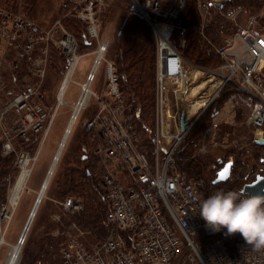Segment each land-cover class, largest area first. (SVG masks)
I'll return each mask as SVG.
<instances>
[{
  "label": "built area",
  "instance_id": "1",
  "mask_svg": "<svg viewBox=\"0 0 264 264\" xmlns=\"http://www.w3.org/2000/svg\"><path fill=\"white\" fill-rule=\"evenodd\" d=\"M220 1L223 0L198 2L199 13L204 17L201 32L210 25L211 10L215 8L213 3ZM103 2L73 0L71 6L62 2L63 9L66 7L68 14L84 24V41L96 44L95 49L84 51L93 54L92 65L84 80L78 82L79 93L71 105L70 116L76 109L73 120H77L90 98H95L92 114L81 124L94 141L91 153L100 166L99 185L106 193L108 208L104 218L107 231L103 239L91 247L83 245L77 238L68 239L59 248L61 263L180 264L184 259L195 264H264V247L248 244L239 233L227 234L226 228L213 231L206 226L198 212L199 186L192 176L176 166L175 150L189 125L185 132L180 129L172 134L168 132L166 126L176 123L177 113L169 122L166 117L167 89H171L178 99L187 66L191 65L199 72L197 66L182 54L187 28L180 27L177 22L189 0H127L128 13L147 21L155 37L156 110L151 156L140 147L141 131L122 100L114 64L105 58L108 40L98 36V13ZM223 7L219 9L220 13ZM244 11L238 4L222 12L225 21L218 24L220 31L229 29L227 22L236 25L230 33H225L221 44L215 48L220 63L206 69L212 78H219L217 91L232 84L231 88L253 100L248 122L260 129L264 127V27L259 23V12H249L245 23L237 25V18ZM57 28L55 24L44 27L17 11L0 6V89L6 80L16 84L5 89L6 100L0 112V149L3 155L16 154L15 182L23 173V191L38 159V149L34 153L24 149L17 152L14 139H37L40 147L51 127L55 113L47 108L43 92L53 50L57 47L64 59V75L57 93L63 87V81H66V92L82 55L77 37L71 32H62L56 37ZM176 33H179L177 39ZM100 64L107 83V95L103 96L91 88ZM209 103L208 100L201 110ZM9 113L14 119L6 126ZM160 138L166 144L162 158ZM15 182L0 206L1 241L18 204V200L11 204ZM43 183L44 180L40 186ZM58 204L60 210L67 212H80L83 207L82 200L72 196ZM52 218H58V213H53Z\"/></svg>",
  "mask_w": 264,
  "mask_h": 264
},
{
  "label": "rangeland",
  "instance_id": "2",
  "mask_svg": "<svg viewBox=\"0 0 264 264\" xmlns=\"http://www.w3.org/2000/svg\"><path fill=\"white\" fill-rule=\"evenodd\" d=\"M63 1L68 2L67 0H0V6L9 9V11H17L47 28L55 24L58 27L56 31V37H60L62 32H71L78 37L79 33L85 28V26L72 14H68L69 12L66 11V7V10L63 9ZM199 1L200 0H189L186 9L183 11L184 13L180 18H177L178 24L180 22V24L187 25V22L188 26L193 28V30L198 28V31L196 32H198L199 35L197 40L199 41V45L197 46H199L201 52V56L199 57L200 59H198V61H194L191 57L189 58L186 56L184 53V49L186 48L182 49L184 50L182 53L188 61L197 66L199 72L196 74L195 68L188 64L189 66H187L184 74L185 79L182 81V89L180 91L181 95L179 94L178 99H176L174 94L169 93V97L167 95V101L172 102L174 105L176 104L177 107H175L177 109H188L190 112H192L191 118L187 121L188 124L193 121V119L200 112L201 108L208 103V100L210 101L205 110H211L212 114L207 119L204 118L201 121L204 124L201 123L198 126V128L200 126L201 128L195 136V139H197V145L194 149L189 151L191 157H193V160H197L204 167V170L202 171L205 176L202 175L201 179H194L192 176L194 182L197 183L198 186L204 185V188L199 187V193L201 197L200 199H203L218 190L229 191L232 189L234 190L235 188L239 189L243 182H246L247 179L244 178L246 175V170L241 174H237L235 172V169H237V165L239 164L236 163L238 161L236 158V162L229 169L230 173L225 181L212 184L210 181L215 178L216 171L224 164L223 162L220 165L217 159L228 158L227 151L229 150L238 151L240 149L246 150L247 147L250 148L252 140L259 136H264V131L259 132V130H264V127L258 129L252 124L250 125L248 122V116L254 104L251 98L249 99L241 92L235 90L234 87L231 88L230 86L232 84H227L224 89L217 91L219 86V78H212V76L207 73L208 69L206 68L215 67L220 63V58L217 57L215 48L221 44L225 33H230L232 29L235 28L236 24L227 22L226 26L229 29L222 31L219 29H217L218 31L209 29L206 30L208 27L206 26L201 32V24L202 20H204V17H201L199 13ZM220 2L224 6L223 11L225 9L227 10L232 5L234 6L239 4L244 7L245 11L242 12L237 18V25H242L245 23L246 15L249 12H259V23L261 27H264V0H260L262 5L258 8L248 6L247 4L242 5L240 3H232L231 0H223ZM71 4L72 1L68 2V6H71ZM126 6L127 0H104L101 7V12L98 13V36L108 40L105 58L116 63L118 70V65L120 64V57L118 56L119 48L121 39L125 36L124 34H131L132 31H134L133 27L137 25L140 32L141 30L147 29V32L151 37L153 46V69L152 72L148 71L150 82L143 84L147 92L149 90L150 93L151 90L153 100V106L151 103L146 106L147 111H144L143 109V114L147 121L146 123L150 125L151 133L150 135L147 133L142 134L141 140L143 141V137H145V142H148L147 137L153 136L155 128V37L149 23L144 19L132 18L128 13ZM216 9L218 10L221 8L215 7L211 10L210 21L215 18L216 22L219 24L224 22L225 18L222 15L223 11L215 17V13H213V11ZM194 14L195 20H192L191 15ZM193 22H195V24H193ZM190 35L191 31L187 35L188 40L186 38V42H189L193 38L190 37ZM178 36H175V39H177ZM137 39H140L138 34H136V40ZM95 45L96 44H94V42L88 43L87 46H81V50L79 49V52L82 53V55L78 60L75 72L72 75V80L67 84L66 92L63 96V103L60 104L57 100V92L64 75V59L57 47L55 50H53L50 62L47 66L46 76L44 78L45 91L43 92L44 102L47 108H49L50 112L55 113L51 127L40 147V140L37 139L31 138V140L28 141L18 139V137L14 139V145L16 147L15 150H17V152L21 149H24L34 153L38 149V159L35 162L28 177L25 190L21 191L22 194L18 204L13 211L12 218L10 219L6 232L4 233V241L0 244V264H5V261L8 260L10 254V247H12V245L15 244L17 240H19V235H21L22 227L32 206L31 204H33L36 193L43 180L47 176V171L51 164L50 162H52L53 156L64 134V129H66L65 127H67L68 122L72 117L70 116L72 111L71 105L74 104L79 93L80 87L78 82L84 80L86 72L92 65L93 54L84 51H91L93 48L95 49ZM209 51H211V53L219 59V62L217 61L215 64H212L213 61H210L208 57ZM15 86V83L6 80L0 89V112L4 107L6 100V95H4L6 94L5 89L13 88ZM106 86L107 83L105 79L104 68L103 65L100 64L96 70V79L91 85V88L97 92V94L103 96L107 95ZM168 90L172 92L171 89ZM131 93L132 91L124 86L125 97L127 98L131 96ZM121 96L122 100L124 101L122 92ZM95 104V98L91 97L87 107L80 111L77 120H75L76 122L72 124V130H70L71 132H69L67 140L61 148V152L59 153V158L54 166L53 173L48 176L47 189L44 190L45 192L42 201L21 246L16 264H62L59 256V248L63 242H66L71 238H77L83 245L91 247L100 242L105 236L106 232L101 230L102 228L99 223L103 211L94 200V196L90 192L88 194L80 193V188H78V192L75 190L76 188H64V184L67 186L69 183L63 177V174L68 171V168L75 166L80 170V172H82L84 167L88 168L89 163H91L90 160L92 159H90L88 156L91 154V150L89 153V143H86V139L89 142V138L86 135L87 133L85 134V131L82 128L81 121L92 114ZM152 108L153 112L151 113L149 110ZM170 109L174 111V106H171ZM152 114L153 125L148 122V120H152V118H150ZM13 119L14 116L9 113L5 122L6 126H9ZM166 128L170 134L175 133L176 129H180L179 117H176L175 124L170 123L166 126ZM195 130L197 131L196 127H194L191 132ZM189 131L190 130L187 129V132L184 136H186ZM184 136L178 145L180 150L185 147H183L182 144L185 142L183 141ZM173 141L174 138L171 139V143ZM159 145L160 158H162L165 154L166 148L163 138H160ZM143 147L148 151L145 145ZM147 147L151 148L148 143ZM151 150L153 151L152 148ZM179 153L180 152L176 153V156L179 159H182V157L184 158L189 154ZM84 155L88 156V160L86 158H82ZM250 155H252V152L249 149L243 158L247 159V162L252 164L254 161H256V159L253 160V158H248ZM8 156L9 157L7 158L13 159V168L11 167L12 171L7 173V179L1 183L0 193L4 198V201L0 203V206L6 201L9 191L15 182L18 171V168L15 165L16 154L12 153L10 155L8 154ZM237 157L240 156L237 154ZM215 166L217 167V170L214 168ZM259 169L263 172L264 165H261ZM188 173L191 174L192 170ZM100 174L101 170H99L97 175H95L96 182H98V184L100 182ZM15 183H17V181ZM81 183V189L83 190H85L87 186L92 185L91 181L87 183L86 180L82 179ZM65 189H67L66 192H64ZM68 196L82 200L83 207L80 212H67L65 210H60V206L58 204L59 201ZM53 213H58V218H52ZM35 256L37 260L35 259L34 261L33 257ZM180 264H195V262H185L184 259H181Z\"/></svg>",
  "mask_w": 264,
  "mask_h": 264
},
{
  "label": "trees",
  "instance_id": "3",
  "mask_svg": "<svg viewBox=\"0 0 264 264\" xmlns=\"http://www.w3.org/2000/svg\"><path fill=\"white\" fill-rule=\"evenodd\" d=\"M68 2H71L73 0H67ZM232 3H240L242 5H248V6H253V7H260L262 5V2H260V0H231ZM186 9V7H185ZM184 9V10H185ZM182 10L181 15L184 13ZM221 10H214L213 13H215V17L217 15L220 14ZM180 15V17H181ZM131 16V15H130ZM190 16V15H189ZM132 18H136L134 16H131ZM179 17V18H180ZM192 20H195V14L191 15ZM138 19V18H136ZM180 21V19H179ZM82 23V22H81ZM180 24V22H179ZM178 24V25H179ZM187 25H183V26H187V30L185 32V37L187 38L189 32L191 31V35L190 37H193L189 42H186V46L184 48V50H182V52L184 51L185 55L188 56L189 58L191 57L192 60L194 61H198V59H200L199 57L201 56V52H200V48L198 44L199 41L198 40V28L194 29L190 28L188 26V23L186 22ZM193 24H195V22H193ZM192 24V25H193ZM217 25L218 23L216 22V19H212L210 22V25H208L206 30H217ZM181 27V26H180ZM85 29V28H84ZM82 30L79 33V36L77 37L78 41L81 43V46H87L88 43H86L84 41V31ZM134 31H132L131 34H124L125 36L121 39V44H120V48H119V57H120V64L119 66V70L116 67V63L112 62L114 64V69L115 72L117 74V77L119 78V86L124 98V104H126L129 107L130 112L132 113L133 110V120L136 124V126L139 128V131H141V140H142V134H149L151 133V128L150 125L147 124L145 116L143 114V109L144 111H147L146 106L151 104L153 102L152 100V95H151V90L149 93V90L147 92L146 88L144 87L143 84L150 82L149 80V72H152V65H153V57H152V53H153V46H152V40L151 37L149 35V33L147 32V29L145 30H140L138 29V26L135 25L133 27ZM128 30V29H127ZM218 31V30H217ZM136 34H138L140 36V39L136 40ZM179 33H176L175 36H178ZM188 40V38H187ZM188 43V45H187ZM81 46H80V50H81ZM191 49V51H190ZM183 54V53H182ZM208 57L210 59V61H213L212 64H215L217 61L219 62V59L214 56L211 51H209L208 53ZM64 63V60H63ZM124 86L126 88H128L130 91H132L131 96L129 97H125L124 95ZM153 106V103H152ZM149 112H153V108L149 110ZM212 114V111L206 109L205 111H203V113L200 115V117L197 119L196 123L191 127V129H189V133L184 136V140L185 142H183V149L180 150V148H176L175 150V154L174 157H176V166L177 168L182 171L185 172L186 174H190L188 173L189 171L192 170V173L190 174V176H193L194 179L198 178L201 179L202 175H204L203 171L204 167L202 166V164H200L197 160L194 161L193 157H191L189 151H191L192 149H194L197 145V139H195V136L197 135V133L199 132L201 126L198 128V126L203 123L201 122L204 118L207 119L208 117H210V115ZM143 118H142V116ZM152 118V120H148V122L150 124L153 125V114L150 117ZM204 124V123H203ZM202 124V125H203ZM196 127L197 131H192V129ZM191 132V134H190ZM86 134V132H85ZM89 138V142L86 139V143L88 144V147L91 148L89 150H92L93 146H94V141L91 139V137L86 134ZM148 142H145V137H143V141H140V147L142 150H144L148 156L152 155V150L153 149V144H152V137L148 136L147 137ZM147 143L149 144L150 147H147ZM145 145V147L148 149V151L143 147ZM245 146V145H243ZM87 147V146H86ZM144 148V149H143ZM251 150L252 155H250V157L248 158H253L256 159V161H254L252 164L247 162V159H244V155L246 154V152H248V150ZM151 151V152H150ZM182 153V154H186L189 153L188 156L186 157H182V159H179L176 156V153ZM179 153V154H180ZM238 156L240 157H237ZM10 155V154H9ZM90 157L91 163H89L88 168H85L82 170V172H80V170L77 167H72V168H68V171H66V173L63 174V177L65 180H67V182L69 183L67 186H65L64 184V188L65 187H70V188H76L75 190L78 192L80 188L81 192L80 193H85L88 194L89 192L94 196V200L97 202V204L100 206L101 210L103 211V214L100 217V226H101V230L103 231H107V226L105 224V213L107 211L108 208V202H107V197H106V193L103 189H101V187L99 186L98 182H96V178L95 175H97V172H99L100 170V166L98 165L96 159L92 156V153L90 155H88ZM88 156L84 155L82 156V158H86L88 160ZM181 156V155H179ZM227 156L228 158L223 159V158H218V162L221 165L223 162H226L230 159H232V165L235 164V158L238 159V161L236 163H239L237 165V169H235V172L237 174H241L244 173V171L246 170V175L244 178H246V181H250L253 180L254 176L256 173H261L264 175V170L263 172L259 169L261 165H264V144H258L256 143L254 140H252L250 148L247 147L246 150L240 149L238 151H234V150H229L227 151ZM9 157L8 155H3L1 150H0V189H1V183H3V181H5L7 179V173L12 171L13 168V159L7 158ZM247 157V156H246ZM228 159V160H227ZM224 160V161H223ZM186 163V164H185ZM12 167V168H11ZM186 172L185 171V169ZM215 169L217 168L216 166L214 167ZM98 170V171H97ZM217 170V169H216ZM205 176V175H204ZM81 179L82 180H86V182L88 183L89 181H91L92 185L87 186V188L85 190L81 189ZM98 181V180H97ZM213 180H211V184ZM200 184V183H199ZM200 188H204V185H199ZM238 188H235L234 190H236ZM233 190V189H232ZM67 189L64 190V192H66ZM79 194V193H78ZM4 201V198L2 197V194L0 193V203H2ZM106 234V233H105ZM36 256L33 257V260L35 261ZM37 260V259H36Z\"/></svg>",
  "mask_w": 264,
  "mask_h": 264
},
{
  "label": "clouds",
  "instance_id": "4",
  "mask_svg": "<svg viewBox=\"0 0 264 264\" xmlns=\"http://www.w3.org/2000/svg\"><path fill=\"white\" fill-rule=\"evenodd\" d=\"M199 215L213 231L239 233L257 248L264 247V195L218 190L199 201Z\"/></svg>",
  "mask_w": 264,
  "mask_h": 264
},
{
  "label": "bare ground",
  "instance_id": "5",
  "mask_svg": "<svg viewBox=\"0 0 264 264\" xmlns=\"http://www.w3.org/2000/svg\"><path fill=\"white\" fill-rule=\"evenodd\" d=\"M65 83H66V81H63V87L60 89V92L58 93V96H57L59 104L63 103V96L65 94V91H64ZM76 111H77L76 109L73 111V115H72L71 119L69 120L67 127H65L66 129H64V136L61 139V141L57 147V150L53 156L52 162H50L51 164L48 168L49 172H48L46 178L44 179V183L42 186L39 187V189L36 193V196L34 198L33 204H31L32 206L28 212L27 218H26L25 223L22 227L21 235H19L20 236L19 240H17V242L15 244H13L12 247H10L11 249H10V254H9L8 260L5 261L6 264H16V260H17V257L19 255L21 246H22V244L25 240L26 234H27V232H28V230L32 224L33 218H35L38 207L40 206V203L42 201V198H43V195L45 192L44 190L47 189L48 178H49L48 176H49V174H51V172L53 173L54 166H55V164L59 158V153L61 152V148L64 145L65 141L67 140L68 134H69V132H71L70 130H72V124L75 122V120H73V119H74V116L76 114ZM179 131H181V130H179ZM21 177L23 178V180ZM24 179H25V176L23 177V173H21L20 177H18V179L16 180L17 183H15V185H14L13 195L11 197V204L12 205L16 204L17 200L19 201V199H20V196L22 194L21 191H23V188L25 187L23 185ZM3 241H4V239L2 238V241L0 240V244Z\"/></svg>",
  "mask_w": 264,
  "mask_h": 264
},
{
  "label": "water",
  "instance_id": "6",
  "mask_svg": "<svg viewBox=\"0 0 264 264\" xmlns=\"http://www.w3.org/2000/svg\"><path fill=\"white\" fill-rule=\"evenodd\" d=\"M213 6H215L216 8H221L222 4H221V2H214ZM204 110H205V107L197 114L194 121L203 113ZM184 115H185V112L181 111V114L179 117V127H180V130H182L183 132H185L187 127H188L187 121H186ZM254 141L258 144H264V136H259V137L255 138ZM231 164H232V159L224 162L223 166H221L216 171V176L212 182L217 183V182L225 181L226 178H228V176H229V173H230L229 169L231 168ZM225 168L228 169L227 176H226V178L221 179L220 173L222 171H224ZM239 190L245 194L264 195V175L259 173V172L256 173L253 180L243 182V184L241 185Z\"/></svg>",
  "mask_w": 264,
  "mask_h": 264
},
{
  "label": "crops",
  "instance_id": "7",
  "mask_svg": "<svg viewBox=\"0 0 264 264\" xmlns=\"http://www.w3.org/2000/svg\"><path fill=\"white\" fill-rule=\"evenodd\" d=\"M198 72H196V74H197ZM169 93L170 94H173V92H170L168 89H167V95H168V97H169ZM171 106L173 107L174 106V111L173 110H171L170 108H171ZM181 111H184L185 112V119H186V121H188L190 118H191V116H192V112H190L188 109L187 110H184V109H177L176 107H175V105L174 104H172V102H169L168 101V104H167V109H166V117H167V119L169 120V122H171V121H173V117H175V114L177 113V117H180V114H181ZM264 130L262 129V130H259V132H263Z\"/></svg>",
  "mask_w": 264,
  "mask_h": 264
},
{
  "label": "snow or ice",
  "instance_id": "8",
  "mask_svg": "<svg viewBox=\"0 0 264 264\" xmlns=\"http://www.w3.org/2000/svg\"><path fill=\"white\" fill-rule=\"evenodd\" d=\"M227 172H228V169L225 168L224 171H222V172L220 173V177H221V179L226 178V176H227Z\"/></svg>",
  "mask_w": 264,
  "mask_h": 264
},
{
  "label": "flooded vegetation",
  "instance_id": "9",
  "mask_svg": "<svg viewBox=\"0 0 264 264\" xmlns=\"http://www.w3.org/2000/svg\"><path fill=\"white\" fill-rule=\"evenodd\" d=\"M200 117V116H199ZM198 117V118H199ZM197 118V119H198ZM195 119V118H194ZM194 119H193V121L192 122H190L189 124H188V122H187V126L189 125V128L188 129H190L195 123H196V121H197V119L194 121Z\"/></svg>",
  "mask_w": 264,
  "mask_h": 264
}]
</instances>
